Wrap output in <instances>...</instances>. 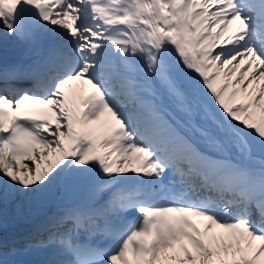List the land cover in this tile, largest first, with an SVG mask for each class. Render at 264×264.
<instances>
[{"label": "snow or ice", "instance_id": "6c2138e0", "mask_svg": "<svg viewBox=\"0 0 264 264\" xmlns=\"http://www.w3.org/2000/svg\"><path fill=\"white\" fill-rule=\"evenodd\" d=\"M9 37L0 209L56 203L43 264H264V0H0Z\"/></svg>", "mask_w": 264, "mask_h": 264}, {"label": "bare ground", "instance_id": "6f19581e", "mask_svg": "<svg viewBox=\"0 0 264 264\" xmlns=\"http://www.w3.org/2000/svg\"><path fill=\"white\" fill-rule=\"evenodd\" d=\"M231 34H232V30H230L229 33H227V35H231ZM7 41L8 42L11 41V43H13V44H18L20 42V41H17L15 39L11 38V37H9ZM21 210H22V204H21V206L19 208H17L16 205H10L4 210L3 217L4 216L6 217V216H8L10 214H13L14 212H18L19 213ZM24 212H25V210H23V214H24ZM41 249L42 248H40V247H37V248L33 249L32 250V254H37L39 252V250H41Z\"/></svg>", "mask_w": 264, "mask_h": 264}, {"label": "rangeland", "instance_id": "374dc122", "mask_svg": "<svg viewBox=\"0 0 264 264\" xmlns=\"http://www.w3.org/2000/svg\"><path fill=\"white\" fill-rule=\"evenodd\" d=\"M25 206L31 207V206H29L28 204H25ZM45 206H46V205H45ZM45 206H35V205H33L34 208H41V207H45ZM20 214H21V213H15V214L12 216V218H18Z\"/></svg>", "mask_w": 264, "mask_h": 264}]
</instances>
